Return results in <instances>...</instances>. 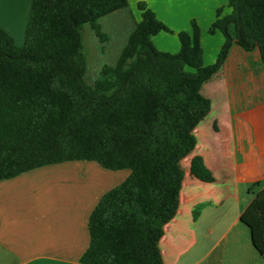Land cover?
I'll list each match as a JSON object with an SVG mask.
<instances>
[{
    "label": "trees",
    "instance_id": "16d2710c",
    "mask_svg": "<svg viewBox=\"0 0 264 264\" xmlns=\"http://www.w3.org/2000/svg\"><path fill=\"white\" fill-rule=\"evenodd\" d=\"M228 5L231 13L219 8L209 28L225 40L216 61L206 65L195 21L192 35L178 33L179 52H163L153 38L174 32L138 3L140 21L94 85L86 80L83 27L104 38L99 20L129 9L128 0H32L22 46L0 26V181L70 161L131 171L91 213L90 245L78 264H164L159 243L179 209L182 162L211 110L202 87L234 43L258 48L264 61V0ZM190 173L215 181L200 155ZM241 220L264 257V188Z\"/></svg>",
    "mask_w": 264,
    "mask_h": 264
},
{
    "label": "crops",
    "instance_id": "0c3cea01",
    "mask_svg": "<svg viewBox=\"0 0 264 264\" xmlns=\"http://www.w3.org/2000/svg\"><path fill=\"white\" fill-rule=\"evenodd\" d=\"M147 4L174 33L154 38L177 53L178 33L201 32L206 65L224 43L211 35L217 10L231 13L229 0H128ZM32 0H0V26L22 46ZM137 17V18H138ZM211 110L196 127V147L215 181L184 172L176 216L164 227L159 246L164 264H264L241 216L264 188V61L260 50L231 47L220 70L203 85ZM211 118L210 131L202 123ZM200 134H203L200 142ZM182 162V164H183ZM131 174L94 161L48 165L0 181V264H78L89 248V219L102 197ZM190 180L186 182V176ZM256 184V185H255Z\"/></svg>",
    "mask_w": 264,
    "mask_h": 264
},
{
    "label": "rangeland",
    "instance_id": "374dc122",
    "mask_svg": "<svg viewBox=\"0 0 264 264\" xmlns=\"http://www.w3.org/2000/svg\"><path fill=\"white\" fill-rule=\"evenodd\" d=\"M136 12V9H131L130 7L99 20L102 25L104 38L97 36L90 25H84L82 34L88 60L86 80L89 84L94 85L100 79L101 71L105 65H114L117 62L121 51L127 43L128 36L135 27L134 20L138 21L139 19ZM153 43L160 51L167 52L163 50L164 46L162 45L164 44H162L163 41L162 43L160 42L159 38H153ZM211 122L212 120L209 117L202 123L204 134L210 131ZM198 137L201 142L203 134ZM190 165V159L188 158L182 164L183 171L188 173ZM185 180L188 182L190 177L187 175Z\"/></svg>",
    "mask_w": 264,
    "mask_h": 264
}]
</instances>
